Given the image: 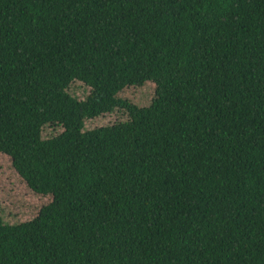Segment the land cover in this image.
<instances>
[{"label": "trees", "instance_id": "16d2710c", "mask_svg": "<svg viewBox=\"0 0 264 264\" xmlns=\"http://www.w3.org/2000/svg\"><path fill=\"white\" fill-rule=\"evenodd\" d=\"M0 155V264H264V0H0Z\"/></svg>", "mask_w": 264, "mask_h": 264}, {"label": "rangeland", "instance_id": "374dc122", "mask_svg": "<svg viewBox=\"0 0 264 264\" xmlns=\"http://www.w3.org/2000/svg\"><path fill=\"white\" fill-rule=\"evenodd\" d=\"M153 90H154V86H153ZM151 92H152L151 89H149L146 86V84H144V86H142L141 88L128 89L125 92H123L122 94H120L119 96L121 98H123V97L128 98L138 105H146L151 100ZM75 93L78 95L79 98H84L87 94V90L81 89L78 87L75 90ZM111 117H114V116L96 118V119H93L92 121H90L87 125L89 127L105 126V125L110 123V121L112 120ZM4 159H7V157L0 155V182L2 181V182H5V184L8 183L9 185H11L12 179L15 177V174L9 165V161H8V163L6 161L4 162ZM19 188L22 189L23 193H26L25 189L22 188V186H20ZM42 203L38 202L36 205V208L39 209L41 207ZM13 206H22L23 207V204L22 203L17 204V205L14 204Z\"/></svg>", "mask_w": 264, "mask_h": 264}]
</instances>
